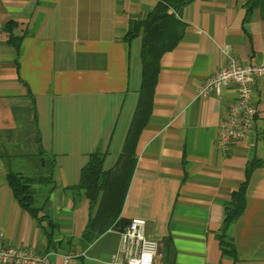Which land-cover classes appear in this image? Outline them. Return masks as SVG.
Listing matches in <instances>:
<instances>
[{
  "label": "crops",
  "instance_id": "crops-1",
  "mask_svg": "<svg viewBox=\"0 0 264 264\" xmlns=\"http://www.w3.org/2000/svg\"><path fill=\"white\" fill-rule=\"evenodd\" d=\"M246 0H193L179 16L182 37L159 59L148 109L138 108L140 36L124 35L157 0H0V233L3 244L52 252V264H122L118 230L108 228L84 244L89 200L73 187L95 150L110 170L127 140L132 171L118 216L145 220L155 240L154 264H264V76L253 82L254 128L222 152L217 126L235 96L200 92L221 66L222 49L240 62L264 61V19L246 14ZM14 21L23 34L18 52L2 27ZM48 161L39 165V158ZM242 213L226 230L233 253L216 237L231 192L245 179ZM52 185L43 210L56 224L51 248L14 198L7 167L27 175L48 171ZM45 168V169H43ZM37 203L43 197H37Z\"/></svg>",
  "mask_w": 264,
  "mask_h": 264
},
{
  "label": "trees",
  "instance_id": "trees-1",
  "mask_svg": "<svg viewBox=\"0 0 264 264\" xmlns=\"http://www.w3.org/2000/svg\"><path fill=\"white\" fill-rule=\"evenodd\" d=\"M191 1L193 0H157L155 6L142 18L129 21L124 40L128 42L137 36L141 39L142 77L138 108L148 109L149 107L160 56L171 50L182 37L184 23L179 16L183 7ZM245 8L246 14L258 10L260 17L264 19V0H246ZM16 26L14 21H8L2 27V31L6 35V43L12 45L18 52L23 34L17 35L14 32ZM103 157L104 153L99 150L92 152L80 170L78 183L73 187L77 191H84L89 200L90 210L96 207L94 214L90 212L82 232L84 244L90 243L108 228L119 231L128 223V220L118 216L116 208L125 191L129 173L132 171L134 158L129 142L127 140L124 142L122 152L110 170L102 169ZM49 163L48 171L40 170L36 175L23 174L7 167L6 181L18 205L35 220L49 246L54 249L53 237L56 224L43 210L47 193L40 194L37 188V185H52V162ZM39 165L47 166L48 161L40 156ZM256 165H258L256 161H250L247 164L244 181L231 192L230 203L225 207L224 218L216 233L223 254L233 253V246L226 236V230L242 213L246 184ZM37 197H43L42 203H37Z\"/></svg>",
  "mask_w": 264,
  "mask_h": 264
},
{
  "label": "built area",
  "instance_id": "built-area-1",
  "mask_svg": "<svg viewBox=\"0 0 264 264\" xmlns=\"http://www.w3.org/2000/svg\"><path fill=\"white\" fill-rule=\"evenodd\" d=\"M222 52L226 57L225 62L202 81L200 92L218 94L221 87H234L235 96L227 103L215 138L216 147L225 152L233 142L245 138L254 128L257 108L253 82L264 76V61L240 62L226 47ZM118 232L120 263L154 264L159 245L146 236L144 219L130 218L127 225ZM51 254L52 252L39 253L32 247L4 245L0 233V264H52ZM72 256L74 254L62 255L63 264H67Z\"/></svg>",
  "mask_w": 264,
  "mask_h": 264
}]
</instances>
